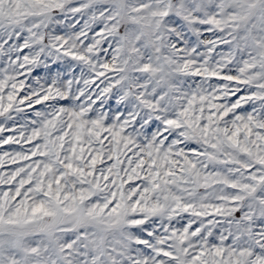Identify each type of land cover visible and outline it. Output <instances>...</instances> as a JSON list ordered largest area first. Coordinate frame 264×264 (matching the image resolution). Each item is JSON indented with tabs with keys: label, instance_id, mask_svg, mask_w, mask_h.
Masks as SVG:
<instances>
[{
	"label": "snow or ice",
	"instance_id": "obj_1",
	"mask_svg": "<svg viewBox=\"0 0 264 264\" xmlns=\"http://www.w3.org/2000/svg\"><path fill=\"white\" fill-rule=\"evenodd\" d=\"M0 264H264V0H0Z\"/></svg>",
	"mask_w": 264,
	"mask_h": 264
}]
</instances>
